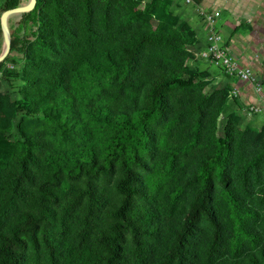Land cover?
Listing matches in <instances>:
<instances>
[{
    "label": "trees",
    "instance_id": "16d2710c",
    "mask_svg": "<svg viewBox=\"0 0 264 264\" xmlns=\"http://www.w3.org/2000/svg\"><path fill=\"white\" fill-rule=\"evenodd\" d=\"M169 6L37 0L17 25L35 31L10 30L0 264H264V129L228 112Z\"/></svg>",
    "mask_w": 264,
    "mask_h": 264
},
{
    "label": "crops",
    "instance_id": "0c3cea01",
    "mask_svg": "<svg viewBox=\"0 0 264 264\" xmlns=\"http://www.w3.org/2000/svg\"><path fill=\"white\" fill-rule=\"evenodd\" d=\"M196 2L204 9L221 11L217 28L224 38L225 45L238 60L239 65L248 68L256 80L262 84L263 90L257 94L252 83L227 77L205 60L196 58V66L211 75L212 88L237 90L238 96L234 104H229V109L239 112L248 121L250 118L264 121L263 118H254L242 111V108L248 105L264 106V0H196ZM183 5L186 10L182 12L186 13L187 21L196 34V44L190 48L196 54L205 47L207 30L196 16L194 7ZM20 20L21 16L10 18L9 31L13 25L16 27ZM0 41L2 49V35ZM247 116L250 118L248 119Z\"/></svg>",
    "mask_w": 264,
    "mask_h": 264
},
{
    "label": "built area",
    "instance_id": "2783aa9c",
    "mask_svg": "<svg viewBox=\"0 0 264 264\" xmlns=\"http://www.w3.org/2000/svg\"><path fill=\"white\" fill-rule=\"evenodd\" d=\"M184 4L186 6L194 7L196 16L202 21L207 30L205 47L195 54V58L207 61L214 67L215 70L227 77H232L238 79L239 81L252 83L255 92L257 94L261 93L263 90L262 84L256 80V78L248 68H244L239 65L238 60L230 53L227 46L225 45L224 38L217 28V23L221 17V11L215 9H204L200 7L199 4H197L196 0H184ZM35 29L36 28L34 27L32 31H35ZM10 56L15 60L8 61L5 64L3 70L9 69L12 71H18L23 62V57L17 53ZM3 70H0L1 91L4 88V84L8 83L3 78ZM13 82L14 80L11 79L10 83ZM237 96L238 92L236 89L229 90L227 96L228 104H234ZM242 111L245 112L248 116L264 119V106L248 105L246 107H243Z\"/></svg>",
    "mask_w": 264,
    "mask_h": 264
},
{
    "label": "rangeland",
    "instance_id": "374dc122",
    "mask_svg": "<svg viewBox=\"0 0 264 264\" xmlns=\"http://www.w3.org/2000/svg\"><path fill=\"white\" fill-rule=\"evenodd\" d=\"M3 1L4 0H0V6L3 4ZM142 1V3H144V2H148L149 0H141ZM170 1V6H169V10H170V12H172L173 13V15H176V16H178L179 18H180V20H185V21H187V15H186V13L185 12H182V11H184V10H186L185 8H184V0H169ZM23 2H25V0H21V2L20 3H23ZM1 15V14H0ZM21 21V20H20ZM188 22V21H187ZM10 23H12V21L10 20ZM18 24H19V22H18ZM11 27V26H10ZM12 28H13V30H12ZM12 28H10V30H11V34H12V36H13V34L14 35H17L18 36V38H21L22 36H25V33L27 34L28 32L26 31L27 29H29V31L32 29L31 28V24H29V25H27L26 26V30H21V29H19V28H17V26L16 27H14V25L12 26ZM26 31V32H25ZM14 52V51H13ZM13 52H11L9 55H13L12 53ZM16 54V53H15ZM193 66L195 67V68H197L198 70H200L199 68H198V66H196V64L195 63H193ZM209 74V73H208ZM212 77H211V75H209V80L210 81H212V79H211ZM212 84V83H211ZM19 86V82H17V81H14L13 83H7V84H4V88L2 89V94H5V95H7L8 97H10V98H12V99H14V100H18L19 99V96H18V94H17V92H16V88ZM230 111H232L231 109H228V112H230ZM19 116L20 115H18L17 116V119L14 121V124L17 122V120H18V118H19ZM241 116V119H242V124L244 125V126H246V125H249V126H251L253 129H255V130H257V131H261V130H263L264 129V121H260V120H252L250 117H248L247 116V118L250 120V121H248V120H246V118H243L242 117V115H240ZM245 117V116H244ZM225 121V115H223V117H222V122H224ZM14 132H15V129H14ZM58 134L59 135H61L62 137H64V138H66L65 137V135L63 134V133H61L60 131H58Z\"/></svg>",
    "mask_w": 264,
    "mask_h": 264
},
{
    "label": "water",
    "instance_id": "95a60500",
    "mask_svg": "<svg viewBox=\"0 0 264 264\" xmlns=\"http://www.w3.org/2000/svg\"><path fill=\"white\" fill-rule=\"evenodd\" d=\"M37 0H25L15 8L4 10L0 15V29L3 40V46L0 53V63L10 55L11 39L8 20L12 17L21 16L30 13L36 6Z\"/></svg>",
    "mask_w": 264,
    "mask_h": 264
}]
</instances>
